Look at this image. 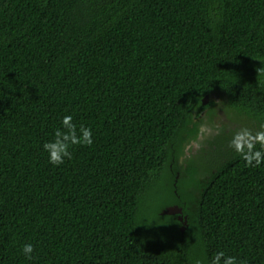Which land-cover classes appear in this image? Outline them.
<instances>
[{"label":"trees","instance_id":"obj_1","mask_svg":"<svg viewBox=\"0 0 264 264\" xmlns=\"http://www.w3.org/2000/svg\"><path fill=\"white\" fill-rule=\"evenodd\" d=\"M215 94L264 123V0H0V264H264V164L230 148L206 182L190 166L175 183ZM66 115L93 144L54 166ZM157 184L169 206L200 189L184 233L154 227Z\"/></svg>","mask_w":264,"mask_h":264},{"label":"clouds","instance_id":"obj_2","mask_svg":"<svg viewBox=\"0 0 264 264\" xmlns=\"http://www.w3.org/2000/svg\"><path fill=\"white\" fill-rule=\"evenodd\" d=\"M215 103L218 105L220 101ZM71 115H66L62 118V128L57 129L54 133V138L43 144V149L48 153L49 163L54 166H59L64 163L65 158L71 159L72 146H91L93 144L92 129L80 126L79 129L72 122ZM226 127L222 123L209 125L201 123L198 129L197 138L189 141L184 149L181 157L178 158V163L183 165L184 159H191L193 152H198L204 145L203 142L214 135L221 134ZM231 148L248 167H258L264 164V123L260 124L255 131L247 127H239L232 132L229 141ZM22 252L26 258L31 259L34 252V246L26 243ZM197 264H200L198 261ZM211 264H237V258L234 256H226L225 252L219 251L213 255ZM243 264V261L240 262Z\"/></svg>","mask_w":264,"mask_h":264},{"label":"rangeland","instance_id":"obj_3","mask_svg":"<svg viewBox=\"0 0 264 264\" xmlns=\"http://www.w3.org/2000/svg\"><path fill=\"white\" fill-rule=\"evenodd\" d=\"M219 100L220 104H216L215 101ZM209 108L200 113L199 115H196L192 118V121H194L196 124L200 126L201 123H207L209 125L215 124V123H222L224 125H230L231 127H226L225 130L219 134L214 135L209 138H207L203 142V147L198 152H193L191 159H184L183 165H180L178 163V158L181 157L182 154H180L176 160V166L178 171L176 172L175 176H178L177 184L183 179H185L187 170L191 166V168H195L194 170L197 171L196 175L200 172H207V169H210V166H215L220 160L223 158H220L221 155L225 154L227 152L226 149H230L227 145H229V141L231 139L232 132L236 130L239 127H247L252 130L251 123L245 118L237 114L235 111H233L231 108H229L225 102V98L222 94H215L212 95L206 104ZM196 130V133L194 136H189L186 143L182 147V153L185 145L191 141L197 138L198 129ZM226 150V151H225ZM223 153V154H222ZM222 157V156H221ZM221 162V161H220ZM160 184V183H159ZM154 186L152 190H149L146 194V200L148 205V216L152 218V223H154V227L160 229V230H168L171 228L170 226V219L165 218L166 216L162 215L163 208H166L171 204L170 198L167 194L161 192V190H158V185ZM163 185V184H162ZM162 187V186H161ZM194 187V186H193ZM177 189V188H176ZM178 191V197L184 196L185 201H187L188 204L187 207L189 208L188 211H193L196 207V202L192 201L189 197H194L192 187L188 184H181ZM176 191V192H177ZM158 213V214H157ZM160 215V216H159ZM185 231L187 230V227ZM180 230V229H179Z\"/></svg>","mask_w":264,"mask_h":264},{"label":"flooded vegetation","instance_id":"obj_4","mask_svg":"<svg viewBox=\"0 0 264 264\" xmlns=\"http://www.w3.org/2000/svg\"><path fill=\"white\" fill-rule=\"evenodd\" d=\"M209 108V107H208ZM207 108V109H208ZM205 111V110H204ZM194 116H195V114H194ZM193 116V117H194ZM193 125H195V127H196V130H197V128H198V124H196L194 121H193V123H192V126H191V128H193ZM208 170H210V172L208 171ZM207 172H200V173H198L199 174V176L198 177H196L195 175H193V179L195 180L196 179V181H198L199 183H204V182H206L207 180H208V178H209V175L212 173V172H214V169L210 166V169H207L206 170ZM209 172V173H208ZM188 177V175H186L185 176V178H187ZM177 179H178V176L176 175V177H175V183H177ZM191 187H192V191H193V194H194V200H195V202H196V204L198 203V199L200 198V189L199 188H196V187H193V185H191ZM183 197V196H182ZM181 197V198H182ZM180 198V197H179ZM180 198V199H181ZM185 200V199H184ZM192 202V201H191ZM187 201H184L183 202V206L184 207H179L178 205H171V206H168V207H166V208H164L163 210H162V213L164 212V211H166L168 208H174V207H177V208H179L180 210H181V214L179 215V216H170L171 218H173L175 221H177L179 224H180V228L179 229H181L182 228V226L184 225V222L186 221V225H184V227H187V222H188V219H189V217H188V215H186V213H185V211H188L189 210V208L187 207V205L188 204H191V203H188ZM195 209H196V207L195 206H193ZM184 208L186 209V210H184ZM180 219V220H179Z\"/></svg>","mask_w":264,"mask_h":264},{"label":"water","instance_id":"obj_5","mask_svg":"<svg viewBox=\"0 0 264 264\" xmlns=\"http://www.w3.org/2000/svg\"><path fill=\"white\" fill-rule=\"evenodd\" d=\"M211 96H206L203 100H202V105L206 106V104L208 103L209 99ZM181 214V210L177 207L174 208H168L166 211H164L162 213V215L164 216H179ZM180 220V219H179ZM184 225H186V221L184 222ZM184 225L182 226V228L180 229L181 233H184L185 228Z\"/></svg>","mask_w":264,"mask_h":264}]
</instances>
